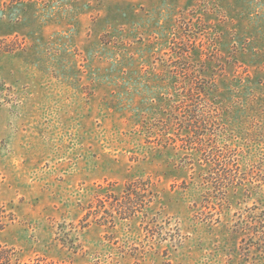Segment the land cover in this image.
<instances>
[{
    "label": "rangeland",
    "instance_id": "1",
    "mask_svg": "<svg viewBox=\"0 0 264 264\" xmlns=\"http://www.w3.org/2000/svg\"><path fill=\"white\" fill-rule=\"evenodd\" d=\"M0 264H264V0H0Z\"/></svg>",
    "mask_w": 264,
    "mask_h": 264
},
{
    "label": "trees",
    "instance_id": "2",
    "mask_svg": "<svg viewBox=\"0 0 264 264\" xmlns=\"http://www.w3.org/2000/svg\"><path fill=\"white\" fill-rule=\"evenodd\" d=\"M200 94H201V99L200 102L196 104V108H199L198 110L201 111L200 115L198 116L199 118H195V121H193L194 124H196L195 126L190 125V127L188 130L191 132L192 135H198L197 138L201 139V134L200 132H205V130H207V127L205 126L206 123V119L205 115L206 112L211 109L210 103L208 101V99L206 98L207 95H209V92L205 89V88H201L200 90ZM186 108L190 109V102L186 101ZM189 103V104H188ZM189 111H187L188 113ZM191 123V121H190ZM204 137V136H203ZM209 147L208 145H204L198 144V147L195 148V150L199 151V152H210L213 151V149ZM192 149H194V147H192ZM212 153H209V156H212ZM214 156V155H213ZM211 158V157H210ZM215 160V159H214ZM209 163H216L217 161H208ZM217 165V163H216ZM236 166V165H235ZM237 167V166H236ZM235 179L234 177L231 180V185L235 184ZM131 184V185H130ZM126 188L128 190V192L132 193L133 195H135V198L132 200H128L126 199L127 203L130 204H135L136 202L138 203V205L140 207H145V204H151L153 203L154 197H155V193L153 192L152 189H145L143 187H145V185H143V181L142 179H137L136 181L130 183ZM222 190H225V187H221ZM147 194H150L151 197L147 199ZM145 199H147L148 201H144Z\"/></svg>",
    "mask_w": 264,
    "mask_h": 264
}]
</instances>
